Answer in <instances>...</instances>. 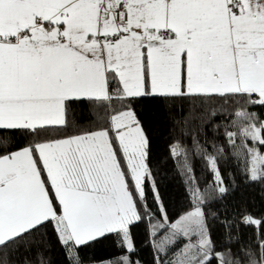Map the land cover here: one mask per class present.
I'll use <instances>...</instances> for the list:
<instances>
[{
  "label": "snow or ice",
  "instance_id": "6c2138e0",
  "mask_svg": "<svg viewBox=\"0 0 264 264\" xmlns=\"http://www.w3.org/2000/svg\"><path fill=\"white\" fill-rule=\"evenodd\" d=\"M157 100L201 152L199 134L231 106L228 143L246 179L264 182V118L251 111L264 108V0H0V264H47L38 234L49 225L70 262L79 246L113 235L135 251L130 229L148 214L152 174L134 105ZM73 105L99 126L70 133ZM17 135L29 143L7 138ZM213 151L204 158L223 198L225 149ZM169 154L184 160L193 208L170 222L152 182L163 222L150 235L168 232L155 251L188 241L155 264H264V230L253 241L232 236L264 220L241 214L217 247L187 150L177 141Z\"/></svg>",
  "mask_w": 264,
  "mask_h": 264
},
{
  "label": "trees",
  "instance_id": "16d2710c",
  "mask_svg": "<svg viewBox=\"0 0 264 264\" xmlns=\"http://www.w3.org/2000/svg\"><path fill=\"white\" fill-rule=\"evenodd\" d=\"M134 110L150 141L148 163L152 174L144 185L148 214L130 229L135 251L128 252L126 247L117 243L113 235L79 246L74 250L73 260L70 262L68 254L57 241L55 232L49 225L44 230L46 235L38 234V236H43L46 242L44 257L47 264H122L123 257H128L133 264H155L158 255L161 259L168 261L176 259L175 253L179 252L184 243L188 242L187 239L182 238L177 245L169 249L167 255L158 254L154 243L163 239L168 232L166 229H159L155 237L150 235V232L152 231L151 225L163 222V216L159 210L160 205L154 200L153 181L170 222H174L180 215L193 208V201L186 183L187 177L184 175V160L173 158L169 154L170 145L177 141L187 150V164L192 169L191 175L195 177L201 191L208 195V203L204 207L208 213V228L217 247L224 243V237L229 231L225 224L233 228L238 227L237 222L241 214L264 220V182H252L246 179L244 157L240 154L237 158V154L227 140V131H237V126L233 125L234 116L231 106L226 105L225 110L214 118L213 127L209 128L207 133L199 134L198 139L205 148L204 152H201L199 148L194 149L191 135L182 134V131L187 130L175 125L174 121L178 117V112L170 104L159 100L137 103L134 105ZM251 111L264 118V108L257 106L251 108ZM68 118L71 124L78 126L70 127V133L79 129H95L99 126L87 123L84 120V110L78 105L71 107ZM52 135L55 136V134ZM7 138L11 143L18 142L19 147L29 143L27 138L19 135ZM214 148L225 149L223 154L217 156L221 178L224 181L223 186L228 189L227 195L223 198H218L214 191L215 178L209 169L208 161L204 158L206 155H214ZM217 201L221 203L215 204ZM140 210L143 214L144 205L140 206ZM262 230L264 229L255 225L239 226V230L232 232V236L234 239L238 237L244 241H253L254 238H258ZM77 256L78 262L75 259Z\"/></svg>",
  "mask_w": 264,
  "mask_h": 264
},
{
  "label": "rangeland",
  "instance_id": "374dc122",
  "mask_svg": "<svg viewBox=\"0 0 264 264\" xmlns=\"http://www.w3.org/2000/svg\"><path fill=\"white\" fill-rule=\"evenodd\" d=\"M221 201V200H220ZM220 201H217L215 204H219ZM221 203V202H220ZM205 208V207H204Z\"/></svg>",
  "mask_w": 264,
  "mask_h": 264
}]
</instances>
